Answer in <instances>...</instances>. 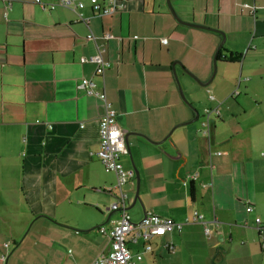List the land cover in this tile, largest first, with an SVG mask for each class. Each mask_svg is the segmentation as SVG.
Returning a JSON list of instances; mask_svg holds the SVG:
<instances>
[{"label": "crops", "instance_id": "1", "mask_svg": "<svg viewBox=\"0 0 264 264\" xmlns=\"http://www.w3.org/2000/svg\"><path fill=\"white\" fill-rule=\"evenodd\" d=\"M80 1L0 0V264H91L109 252V236L97 229L118 219L109 206L120 188L96 154L107 107L123 132L153 141L130 135V156L119 158L133 170L121 188L132 221L152 213L181 225L154 236L151 250L131 243L138 264H259L264 107H234L229 98L239 95L236 77L244 101L251 73L264 74V0H170L184 21L226 34L218 83L207 86L183 69L207 81L219 33L176 21L160 0H128L103 15ZM100 48L110 66L96 75L80 57ZM173 70L197 124L186 123L195 114ZM83 78L106 101L87 94ZM202 90L211 107L194 105ZM216 108L208 138L202 122ZM194 212L203 220L191 221Z\"/></svg>", "mask_w": 264, "mask_h": 264}, {"label": "built area", "instance_id": "2", "mask_svg": "<svg viewBox=\"0 0 264 264\" xmlns=\"http://www.w3.org/2000/svg\"><path fill=\"white\" fill-rule=\"evenodd\" d=\"M39 2V0H34ZM127 0H90L91 8L93 11L99 14H110L114 10L121 8L124 2ZM61 5L71 6L74 8L81 7L82 2L80 0H61ZM42 7H48L53 9L55 5H43ZM253 8V7H252ZM82 19V18H80ZM88 38H94L92 33H89ZM111 33L105 34L106 38H110ZM103 49L100 48L95 54L88 57H80L81 63H93L94 73L96 75H102L104 71L110 66V62L103 58ZM81 86L86 90L87 94H95L103 101L105 99V93L103 91L95 90V84L93 81L87 78L81 80ZM237 93V91H235ZM214 113L219 115V110L206 109L205 120L202 122L203 134L209 138L210 136V115ZM125 141L123 131L116 123L115 111L107 107L106 112L99 119V148L97 151V157L104 165L106 171L116 173L117 184L115 187L119 189V197L113 202L109 208L118 210L120 212L118 219L113 223L110 229L105 231L104 228H98L99 232H105L110 239V250L107 254H101L97 256L91 264H138L142 255L138 252L133 253L131 250L132 244H143L146 250H151V240L154 236L162 235L169 228L181 227L180 223L174 222L169 218H162L152 213H147L144 218L134 223L125 207L124 199L126 194L121 190L125 182L133 176V170H124L120 163L119 158L123 152H125ZM110 190V187L108 188ZM246 210L249 212L252 210V206L248 205ZM203 215L194 212L191 221H202ZM256 228L263 238L262 247L264 248V223L259 217L255 218ZM207 236H210V230L205 228ZM5 256L0 255V260H4Z\"/></svg>", "mask_w": 264, "mask_h": 264}, {"label": "rangeland", "instance_id": "3", "mask_svg": "<svg viewBox=\"0 0 264 264\" xmlns=\"http://www.w3.org/2000/svg\"><path fill=\"white\" fill-rule=\"evenodd\" d=\"M183 1H185V0H183ZM160 3H162L164 5V7H167L168 8V5H167L166 0H160ZM171 4H172V7L174 8V10L176 12V9H175L176 6H174L172 2H171ZM240 9L243 10V4H240ZM220 31H222V30H220ZM223 33L225 34V32H223ZM251 36H252V39H253V35L252 34H251ZM251 36H250V38H251ZM225 37H226V34H225ZM255 39H254V41H255ZM225 43H226V39H225ZM225 43H224V47H225ZM218 65H221V64H218V62L216 63V74H215L214 78L212 79V81L210 82V84H212V82L215 81V80H216L215 82L218 83V80H217ZM227 72L228 73H226V75H229V72H231L234 75V73H233L232 70H229ZM251 74H253V79L248 84V97H245V100L244 101H243V99H241V101H240L241 89H239V87H236V84L238 82L237 77H236V82H235V85H234V88L233 89H236L239 92V95L238 96L237 95H233V97L229 98L235 104L234 107H238V105L240 107H264V74L263 75H260L261 72L259 70H255ZM222 85L225 86L226 84L222 83ZM182 90H183V93H184L185 97L187 98V100L191 103V97H190V95L187 92L185 94L183 88H182ZM198 98H199V101L200 102H195L194 103V105L196 107H207V106L208 107H211L212 106L211 104H213L212 98H211V93L208 92V91H203L202 90L201 92H199ZM191 104L193 105V103H191ZM199 122L200 121L198 120V121H196L194 123L197 124ZM112 183L115 184L114 185V187H115L116 184H117V178ZM112 189H113V187H110V190H112ZM260 242H261L260 245L262 247L263 238L261 236H260ZM259 253H260V256H259V259H260L259 264H263L264 263V251L259 252ZM239 262L240 263H243V264L246 263L244 260H240Z\"/></svg>", "mask_w": 264, "mask_h": 264}, {"label": "water", "instance_id": "4", "mask_svg": "<svg viewBox=\"0 0 264 264\" xmlns=\"http://www.w3.org/2000/svg\"><path fill=\"white\" fill-rule=\"evenodd\" d=\"M167 2V5H168V8H169V11L170 13L172 14V16L176 19V21L184 24V25H188V26H192V27H197V28H201V29H206V30H209V31H215L217 33H219L221 35V41L220 43L218 44L217 48H216V51L214 53V56H213V59H212V72H211V75L209 77V79L207 81H201L197 75L193 74L191 71L187 70V69H183L185 71V73H187L194 81H196L199 85H202V86H207L208 84H210V82L212 81V79L214 78L215 74H216V62H217V55L218 53L221 51V47L224 43V40H225V34L218 30V29H215V28H212V27H208V26H205V25H201V24H195V23H191V22H187V21H184L182 20L178 14L175 12L174 8L172 7V4L170 2V0H166ZM173 75H174V79L176 81V84H177V88H178V92H179V95L182 99V101L188 105L194 112V117L187 121L186 123H191V122H194L196 121L198 118H199V113L193 109V105L187 100V98L185 97L184 93H183V90H182V87L179 83V80H178V77L176 75V73L174 72L173 70ZM130 135H138V136H142L143 138H145L146 140H149L151 141L146 135L142 134V133H139V132H134V131H127V132H123V136H124V141H125V147H126V150L130 156V143H129V140H128V137ZM153 142V141H151ZM132 163V166H133V169L135 171V177H136V193H135V197L133 199V202L135 203L136 200L139 201V198H138V185H139V176H138V171L137 169L135 168L133 162L131 161ZM130 207H126V210H128ZM146 215V213L144 214V216ZM102 224V223H101ZM218 237H220V234L218 235ZM264 264V263H263Z\"/></svg>", "mask_w": 264, "mask_h": 264}, {"label": "trees", "instance_id": "5", "mask_svg": "<svg viewBox=\"0 0 264 264\" xmlns=\"http://www.w3.org/2000/svg\"><path fill=\"white\" fill-rule=\"evenodd\" d=\"M128 1V0H127ZM220 58V53H218V55H217V59H219ZM237 59H239V57H236ZM229 59V58H228Z\"/></svg>", "mask_w": 264, "mask_h": 264}]
</instances>
